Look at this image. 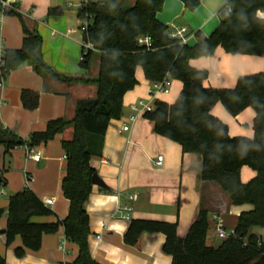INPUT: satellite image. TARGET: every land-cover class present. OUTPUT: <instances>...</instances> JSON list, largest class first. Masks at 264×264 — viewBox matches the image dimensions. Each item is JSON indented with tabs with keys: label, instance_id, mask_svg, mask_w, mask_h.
<instances>
[{
	"label": "crops",
	"instance_id": "crops-1",
	"mask_svg": "<svg viewBox=\"0 0 264 264\" xmlns=\"http://www.w3.org/2000/svg\"><path fill=\"white\" fill-rule=\"evenodd\" d=\"M164 1L162 10L157 14L158 21L169 30L187 28L189 47L209 37L218 28L219 12L226 4L224 0H202L196 10L190 11L179 0ZM8 2L10 7L0 23V48H21L23 23L29 32L40 37L36 54L57 76L54 78L48 73L40 76L32 65L26 63L12 71L0 88V137L3 133H12L27 141L32 133L45 131L52 120L63 118L70 123L75 117L79 99L96 98V85L82 80L94 81L98 78L99 55L93 53L88 69L81 67L79 0ZM50 10L61 12L50 15ZM259 17L264 19V15L259 14ZM189 64L208 73L204 85L213 90H233L240 78L264 73V57L230 55L221 48L213 56L194 59ZM135 76L138 84L124 96L121 118L109 123L102 155L90 160V166L110 189L105 191L93 186L85 203L90 228L88 246L98 264L172 263L171 256L162 250L165 242L163 234L144 233L135 246L124 243V235L133 219L177 222L178 237L183 238L201 208L208 211L209 222L212 220L210 231L213 229L215 234L219 224L225 232L234 230L238 216L253 209L250 205H230L227 194L217 183L203 182L200 178L201 158L196 154L183 153L178 144L157 136L153 123L144 119V115L139 116L135 123H129V117L134 114L132 106L139 101L154 104L159 100L172 105L177 101L183 85L172 80L168 94L151 100L148 96L151 82L145 79L140 67L136 69ZM65 78L80 81L65 82ZM25 90L39 94L38 107L34 111L24 109L22 105L21 93ZM211 115L228 127L231 138H254V109L247 108L232 116L221 103H216ZM125 126H129L128 132L123 131ZM72 138L73 125L69 124L53 140L37 147L42 153L38 163L28 161L25 146L7 151L0 144V210L4 211L0 219V256L6 264H71L76 260L78 248L65 239L63 229L44 235L39 251L25 250L21 257L15 252L22 247L20 237L7 246L5 233H1L8 226L10 196L25 188L43 203L45 200L53 201L47 206L52 215L34 217L32 223H56L66 218L69 202L63 196L62 180L68 162L62 143ZM158 156H163L161 166L155 165ZM255 176L256 172L247 166L240 171L244 184ZM134 194L138 198L130 201L129 196ZM125 205L132 207L127 214L129 219L122 218L119 212V208ZM252 234L264 241V228H253Z\"/></svg>",
	"mask_w": 264,
	"mask_h": 264
},
{
	"label": "trees",
	"instance_id": "trees-1",
	"mask_svg": "<svg viewBox=\"0 0 264 264\" xmlns=\"http://www.w3.org/2000/svg\"><path fill=\"white\" fill-rule=\"evenodd\" d=\"M125 1L94 0L82 4L78 11L80 20L91 17L82 40L95 48L80 63L81 67L88 69L93 53L99 55L98 78L82 80L96 85V98L79 99L70 123L63 118L52 120L45 131L32 133L27 141L12 133L1 134L0 144L9 151L46 145L69 124L73 125L72 140L62 143L68 162L62 180L63 196L69 202L66 218L56 223H32V218L47 217L52 212L25 188L9 198L6 245H12L20 237L22 247L15 252L21 257L25 250L39 251L44 235L63 229L65 239L78 248L77 258L71 264H98L88 246L90 228L85 210L95 174L90 160L102 155L109 123L121 118L124 96L138 84L135 73L140 67L148 82L158 83L168 77L183 84L172 105L156 100L154 109L143 114L144 119L153 123L155 134L178 144L183 153L198 155L202 160L201 180L217 183L227 194L230 205H250L253 209L238 216L236 234L218 247L206 244L210 223L204 208L199 210L183 238L178 237L177 222L133 219L124 235V243L135 246L142 234L160 233L165 236L162 250L171 256V264H264V241L252 234L253 228H264V73L240 78L233 90H213L204 85L208 73L189 64L191 60L213 56L218 48L230 55L264 57V19L259 17L264 13V0H224L226 4L219 12L218 28L193 47L180 45L170 37L169 28L158 21L157 14L164 0H135L132 7H126ZM179 1L186 9L194 11L202 0ZM228 7L230 13H227ZM60 12L50 10L49 14ZM22 26V46L17 50H4L0 78L7 79L12 71L26 63L32 65L38 75L48 73L56 78L36 54L40 37L29 32L23 23ZM145 38L149 39V44H140L139 40ZM21 95L24 109L34 111L38 107V93L25 90ZM216 103H221L232 116L247 108L254 109V138H231L228 127L211 115ZM245 166L256 172L246 184L240 179V171ZM3 214L0 210V219ZM0 264H6L1 256Z\"/></svg>",
	"mask_w": 264,
	"mask_h": 264
},
{
	"label": "built area",
	"instance_id": "built-area-1",
	"mask_svg": "<svg viewBox=\"0 0 264 264\" xmlns=\"http://www.w3.org/2000/svg\"><path fill=\"white\" fill-rule=\"evenodd\" d=\"M94 0H79L80 2V6L82 4H86V3H90L93 2ZM10 7L8 0H0V23L2 22V19L7 11V9ZM231 9L228 7L227 8V13H230ZM81 21H85V23H82L80 26V30L83 32H85L89 26V24L91 23V17H86L84 20ZM188 29L187 28H181V29H173L170 30V37L173 39L178 40L180 45H187L188 43ZM139 43L142 44H149V39L145 38V39H140ZM81 56H80V61L82 62L84 60V58L87 56V54L90 51H93L95 48H93V45L89 42H85L82 40L81 42ZM3 56H4V50L2 48H0V65L3 64ZM5 78H0V88L2 87L3 83H4ZM171 82L172 80L168 77H166L162 82H158V83H151L150 89L148 91V96L151 100L155 99L156 97H158L159 95L162 94H168L170 91V86H171ZM154 109L153 104H147L144 103L143 101H139L136 105L132 106V111L134 112L133 115H131L129 117V123H135L138 119L139 116L143 115L146 112H151ZM129 130V126H125L123 128V131L128 132ZM26 148V154H27V159L28 161H33V162H41L42 159V153L40 151V149H38L37 147H27ZM163 162V156H158L155 162V165L157 166H161ZM137 194L131 195L129 196V200L130 201H135L138 197ZM53 201L52 200H45L44 201V205L45 206H50L52 205ZM132 211V207L125 205L119 208V212L122 213L121 216L124 219H129L128 217V213ZM217 234L218 237L226 240L228 238H230L231 236H234V230L230 231V232H225L222 228H221V224H219V226L217 227Z\"/></svg>",
	"mask_w": 264,
	"mask_h": 264
},
{
	"label": "rangeland",
	"instance_id": "rangeland-1",
	"mask_svg": "<svg viewBox=\"0 0 264 264\" xmlns=\"http://www.w3.org/2000/svg\"><path fill=\"white\" fill-rule=\"evenodd\" d=\"M134 3H135V0H127V1H125V6H126V7H132V6L134 5ZM119 4H120L121 6H123V5L120 3V1H119ZM82 23H85V21H82ZM94 53H95V52H94ZM211 222H212V220H211ZM211 222H209L210 225H211ZM222 241H223V239L219 238V237L217 236V234L214 233V230L211 229V231H210V233H209V235H208L207 244H208V245H213V246H218V245L221 244Z\"/></svg>",
	"mask_w": 264,
	"mask_h": 264
},
{
	"label": "water",
	"instance_id": "water-1",
	"mask_svg": "<svg viewBox=\"0 0 264 264\" xmlns=\"http://www.w3.org/2000/svg\"><path fill=\"white\" fill-rule=\"evenodd\" d=\"M93 180H91V183L93 186H96L102 190H105V191H109V187L104 183V181L98 176V174H94V176L92 177ZM2 234L5 233V231H2L1 232Z\"/></svg>",
	"mask_w": 264,
	"mask_h": 264
},
{
	"label": "clouds",
	"instance_id": "clouds-1",
	"mask_svg": "<svg viewBox=\"0 0 264 264\" xmlns=\"http://www.w3.org/2000/svg\"><path fill=\"white\" fill-rule=\"evenodd\" d=\"M261 15H264V13H261Z\"/></svg>",
	"mask_w": 264,
	"mask_h": 264
}]
</instances>
